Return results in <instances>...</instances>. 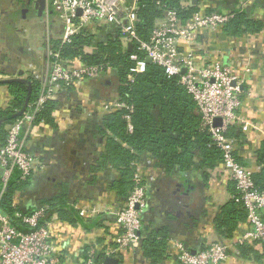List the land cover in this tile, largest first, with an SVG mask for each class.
<instances>
[{
    "label": "crops",
    "instance_id": "obj_1",
    "mask_svg": "<svg viewBox=\"0 0 264 264\" xmlns=\"http://www.w3.org/2000/svg\"><path fill=\"white\" fill-rule=\"evenodd\" d=\"M36 1L0 0V81L42 78L48 71L47 47L63 38L64 28L56 12L48 5L39 17ZM191 4H198L200 13L205 14L212 10L233 15L235 10H246L251 20L264 25V2L259 0H189ZM193 51L198 64L221 59L244 77L239 114L257 128L245 134L237 130L240 141L236 156L257 176L263 170L258 153L264 141V29L242 37H229L222 29L205 32ZM65 92L57 96L61 106L53 113V125H36L27 138V151L41 162V167L31 178L32 187L17 195L15 203L33 210L43 202L64 199L78 215L80 210L97 208L100 215L93 219L100 218L103 227L88 230L64 221L66 232L54 233L63 264H82L86 250L92 246L105 259L121 234L114 218L123 203L113 190L118 174L110 167L98 168L105 152L99 131L107 113L104 104L118 101L116 84L108 79L77 82L71 94ZM11 101L8 85L0 84V111H7ZM137 171L147 186L142 235L145 239L151 233H164L170 240L162 264L177 263L176 242L193 252L212 243H229L233 250L225 264H264L260 244L253 242L242 248L237 244L249 230L248 223L241 224L231 239L217 231L216 221L235 189L220 166L208 171V178L203 170L167 175L148 160L138 164ZM120 264L151 263L138 250L128 253Z\"/></svg>",
    "mask_w": 264,
    "mask_h": 264
},
{
    "label": "built area",
    "instance_id": "obj_2",
    "mask_svg": "<svg viewBox=\"0 0 264 264\" xmlns=\"http://www.w3.org/2000/svg\"><path fill=\"white\" fill-rule=\"evenodd\" d=\"M139 1L47 0V3L63 25L62 45L71 44L76 36L83 33L96 36L100 28L112 27L119 31L130 51L136 47L146 56V60L150 58L152 63L162 68L168 78H180L181 86L196 102L202 126L222 152L221 168L238 190L236 201L248 213L249 230L238 239L237 244L256 242L264 249V191L257 188L254 171L236 159L238 140L230 132L234 128L245 134L257 128L239 114L244 77L236 74L221 59L198 64L193 51L202 33L220 31L233 15L198 13L183 23L175 12H168L157 23L150 41L142 42L137 35ZM47 54V73L42 78L35 77L42 84L41 97L32 111L9 126L7 142L0 146L3 189L14 169L22 173V180H26L32 178L41 167V162L26 148L27 138L35 127V114L40 107L47 101L56 100L59 94L77 82L100 80L105 72L103 66H88L80 60H65L51 46L47 47ZM131 60L134 62L129 77L132 80L134 75L146 72L147 64L138 55H133ZM125 109L132 112L131 107L120 102L104 104L107 113ZM217 119L221 122L219 125H215ZM129 130L132 131L131 126ZM134 183L133 193L114 213L121 234L115 239L114 248L106 253L107 257L117 259L120 263L128 253L137 251L144 241L142 222L147 208V186L139 171L134 175ZM47 213L48 206H43L30 215H17L24 227V230H18L0 211V264H63L62 250L54 233L66 232V226L59 217L49 219ZM79 215L90 220L100 215V211L93 207L80 210ZM174 246L178 251L176 264H225L233 250L231 244L224 242L212 243L197 252L189 250L180 242ZM95 256V247H89L82 264H93Z\"/></svg>",
    "mask_w": 264,
    "mask_h": 264
},
{
    "label": "trees",
    "instance_id": "obj_3",
    "mask_svg": "<svg viewBox=\"0 0 264 264\" xmlns=\"http://www.w3.org/2000/svg\"><path fill=\"white\" fill-rule=\"evenodd\" d=\"M188 4L189 0H140L137 12V35L140 41H150L157 23L163 20L168 12H175L183 23L200 13L198 4ZM206 13L214 12L209 10ZM263 29L261 22L251 20L248 12L241 9L235 10L233 18L222 28L229 37L258 34ZM51 48L65 60H80L88 66H103L105 72L100 80L115 82L116 100L132 108V112L125 109L106 113L99 128L105 141V152L98 168L110 167L117 172L113 190L122 202L133 193L137 165L143 160L152 162L155 168L167 175L176 171L185 175L191 171L203 170L208 178V171L217 166L221 167L222 152L215 145L208 130L202 126L196 102L181 86L180 78H168L162 68L152 63L147 65L144 74L134 75L131 80L130 70L134 67L131 57L138 55L146 60V56L137 51L136 47L130 51L118 30L102 27L96 36L83 33L76 36L71 44L62 45L56 41L51 44ZM107 67L109 71H106ZM28 80L32 83L30 92L22 83L8 85L12 101L7 111H0V119L7 118L6 123L0 127V146L7 142L9 126L24 116L13 118L22 110L29 93L30 101L26 113L32 111L42 95V84L31 77ZM72 92L73 87H70L65 94ZM60 106V98L47 101L35 114L33 125H53V113ZM230 132L239 142L240 134L237 130L232 128ZM258 154V164L263 170L254 180L257 188L264 191V141ZM1 176L2 171L0 211L18 230H24V227L17 215H30L43 206H48L49 219L56 215L70 225L80 224L88 230L92 227H103L100 218L84 220L72 211L71 205L64 199L43 202L33 210L24 209L15 203L16 197L26 193L32 187L33 180H22V173L14 169L6 188L3 189ZM231 193L232 199L216 221L217 231L226 239H231L233 232L248 221L246 209L236 201V187ZM169 241V237L164 233H151L138 250L151 264H162L168 252ZM104 260V254L96 252L93 264H103Z\"/></svg>",
    "mask_w": 264,
    "mask_h": 264
},
{
    "label": "water",
    "instance_id": "obj_4",
    "mask_svg": "<svg viewBox=\"0 0 264 264\" xmlns=\"http://www.w3.org/2000/svg\"><path fill=\"white\" fill-rule=\"evenodd\" d=\"M195 2L196 1H194L193 3H195ZM47 6H48L47 0H37L36 1V3H35V10L37 11L39 17L43 15V13L45 12V10L47 9ZM146 64L147 65L152 64V60L150 58H147ZM183 73H185V71ZM11 83H22V84H24V85L27 86V89L29 90V92L31 91L32 83H31V81H29L27 79H21V78H19V79H11V80H6V81H0V84H3V85H9ZM29 101H30V93L27 96L25 105L23 106L22 110L20 112H18L17 114H15L13 116V118L21 117L22 115H24L26 113V111L28 109V106H29ZM6 121H7V118L0 119V127L2 125H4L6 123ZM220 123L221 122H220L219 119L215 120V125H219ZM199 186L201 188L204 187L201 184ZM103 264H120V262L117 259H114V258H111V257H106Z\"/></svg>",
    "mask_w": 264,
    "mask_h": 264
}]
</instances>
